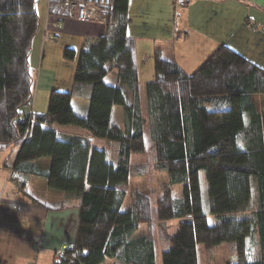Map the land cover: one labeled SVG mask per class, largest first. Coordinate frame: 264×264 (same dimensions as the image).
Listing matches in <instances>:
<instances>
[{"label": "trees", "instance_id": "16d2710c", "mask_svg": "<svg viewBox=\"0 0 264 264\" xmlns=\"http://www.w3.org/2000/svg\"><path fill=\"white\" fill-rule=\"evenodd\" d=\"M67 3L57 0L63 13L55 22L70 17ZM120 9L112 10L114 31L88 40L78 55L72 47L64 49L66 59L77 56L75 88L53 89L47 110L34 112L30 55L42 28L37 3L0 0V153L18 148L10 179L38 203L44 202L26 187L30 174L81 200L74 246L60 251L56 263L157 264L155 239L140 230L157 218L178 220L162 264H200V246L237 241V216L245 213L250 225L245 261L264 264V105L256 100L264 96V68L221 44L188 73L158 48L155 75L142 84L126 34L129 18ZM111 73L114 83L106 80ZM82 85L89 86L90 98L121 103L123 126L112 121L102 126L103 120L94 118L107 113V104L92 105L90 114L76 112L72 100ZM96 138L109 144L99 146ZM148 147L170 183L183 185L180 197L168 191L152 202L134 191L128 199L132 155ZM41 158L50 159L45 170L35 168Z\"/></svg>", "mask_w": 264, "mask_h": 264}, {"label": "crops", "instance_id": "0c3cea01", "mask_svg": "<svg viewBox=\"0 0 264 264\" xmlns=\"http://www.w3.org/2000/svg\"><path fill=\"white\" fill-rule=\"evenodd\" d=\"M36 3L42 22L37 39L38 47L41 40L44 47L57 39L77 38L80 49L88 40L93 42L99 36L114 31L117 20L114 19L112 10L120 9L121 4L120 10L125 11L129 18L126 34L134 43L142 84L148 81L142 78L144 72L149 73V80L155 75L153 66L148 70L144 61L150 62L158 48L186 70L182 56L178 57L179 45L183 48L182 52L186 47L185 53L196 54L201 59L208 53H213L221 44H227L264 68V0H192L185 7L176 6V0H114L112 7L102 12L101 19L81 22L65 16L60 26L54 25L57 18L55 15L63 13L57 0H36ZM48 22L54 24L46 26ZM48 35L54 38H47ZM66 47L75 46L67 44ZM111 76L114 79L109 81ZM115 78V73H111L106 80L114 83ZM69 85V88L61 89L74 90L73 79ZM42 87L44 93L45 89H49L44 83ZM89 89L88 85H82L74 95L72 105L76 112L90 114L92 105L107 104L106 114L94 116L96 120H103L114 109H123L118 101L104 97L90 98ZM36 106L35 99L34 112H45L47 109H38ZM94 141L99 146L109 144L108 140L102 138ZM11 147L7 149L8 152H1L7 153L0 163V264H57L58 253L66 245L75 242L80 197L65 191L50 192L48 195L41 193L38 189L47 190L48 183L43 176L37 174L27 176L26 187L43 204L23 194L15 183L8 191L4 189L8 179L6 172L11 173L18 152L15 145ZM49 165V158H41L35 162L38 170H45ZM13 204H17L18 209L14 210Z\"/></svg>", "mask_w": 264, "mask_h": 264}, {"label": "rangeland", "instance_id": "374dc122", "mask_svg": "<svg viewBox=\"0 0 264 264\" xmlns=\"http://www.w3.org/2000/svg\"><path fill=\"white\" fill-rule=\"evenodd\" d=\"M177 6V5H176ZM181 11V10H180ZM179 13V10H178ZM38 36L34 42V46L30 55V64L32 71L35 76V86L33 90L34 100L36 99V107L38 109L48 108L49 96L53 89L69 88L70 80L74 78V73L77 65V56L75 59H66L64 57V49L67 44L74 45L77 49V55L80 51V45L77 38H64L57 39V41L51 44H46L43 47L42 40L38 47L37 42ZM150 40V39H149ZM157 40V39H156ZM71 42V43H70ZM48 43V42H46ZM164 42H162L163 44ZM186 47H184L185 50ZM180 53L178 55L182 56L186 68V72L193 73L206 59L208 55L197 57L196 54L182 52V46H178ZM182 52V53H181ZM185 55V56H183ZM167 57V54L164 55ZM201 56V57H202ZM202 60V61H201ZM201 61V62H200ZM144 66L150 69L152 65L154 68V59H150V62L144 61ZM198 62H200L199 65ZM151 66V69H152ZM149 73L144 72L142 75L143 79L149 80ZM111 78L109 81H111ZM48 87L47 91L44 87ZM143 92L144 86L142 87ZM145 94V92H144ZM256 100L259 105H264V96L257 95ZM77 106V102H75ZM37 109V110H38ZM47 110V109H46ZM123 126L124 124V113L122 108L114 109L113 113H110L108 117L103 119L102 126L109 124L110 122ZM12 147L9 149L11 150ZM7 150V149H6ZM8 152V150H7ZM6 152V153H7ZM6 153H0V163L2 158L5 157ZM132 165L134 166L133 174L131 175L128 183V199L132 192L140 191L147 194L152 202L158 201V199L168 191H170L174 196L180 197L182 195L183 185L170 183V178L167 171H161L156 162L155 152L152 148L146 150L145 153H135L132 155ZM1 174V172H0ZM6 177H8L4 189L7 191L13 184L12 179H10V173L6 172ZM200 181L202 186V194L204 201L208 200V182L206 179V174L204 169L200 171ZM42 184V182H41ZM41 193L48 195L50 192L62 193L63 191L51 188L48 185L47 190L38 189ZM51 196V195H49ZM52 197V196H51ZM249 214H239L238 219V239L234 243H224L212 249H207L203 246L199 247V263L200 264H229L233 262H238L239 264H247L245 261V247L248 242L250 225H249ZM156 218V217H155ZM178 226L177 219L170 220H158L157 218L153 220L151 224H142L141 231L149 232L155 239L157 246V264H162V251L168 247V239L176 231Z\"/></svg>", "mask_w": 264, "mask_h": 264}, {"label": "built area", "instance_id": "2783aa9c", "mask_svg": "<svg viewBox=\"0 0 264 264\" xmlns=\"http://www.w3.org/2000/svg\"><path fill=\"white\" fill-rule=\"evenodd\" d=\"M114 0H68V12L71 18H74L81 22H91L102 18L101 9L112 7ZM188 0H176V5L178 7H184ZM54 24V23H47ZM62 24L61 20L55 22L54 25L60 26ZM27 106L32 109V104L27 102ZM1 201V199H0ZM12 208L14 210L18 209L17 204H13ZM73 243L65 246V248H73Z\"/></svg>", "mask_w": 264, "mask_h": 264}]
</instances>
